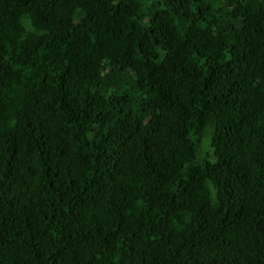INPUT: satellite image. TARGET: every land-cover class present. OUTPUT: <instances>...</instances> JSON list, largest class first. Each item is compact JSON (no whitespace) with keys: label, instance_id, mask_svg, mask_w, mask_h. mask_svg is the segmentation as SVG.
Listing matches in <instances>:
<instances>
[{"label":"trees","instance_id":"16d2710c","mask_svg":"<svg viewBox=\"0 0 264 264\" xmlns=\"http://www.w3.org/2000/svg\"><path fill=\"white\" fill-rule=\"evenodd\" d=\"M0 264H264V0H0Z\"/></svg>","mask_w":264,"mask_h":264},{"label":"rangeland","instance_id":"374dc122","mask_svg":"<svg viewBox=\"0 0 264 264\" xmlns=\"http://www.w3.org/2000/svg\"><path fill=\"white\" fill-rule=\"evenodd\" d=\"M209 141L208 139L205 137L204 140H203V143H202V146H201V149H200V152L198 154V158L199 159H203L205 156L207 157L208 153H209V150H210V147H209Z\"/></svg>","mask_w":264,"mask_h":264}]
</instances>
